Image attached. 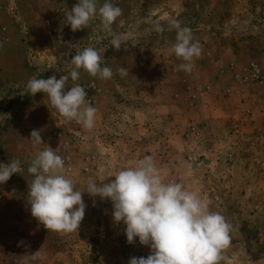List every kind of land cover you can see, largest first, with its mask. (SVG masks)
Segmentation results:
<instances>
[{
	"label": "rangeland",
	"instance_id": "374dc122",
	"mask_svg": "<svg viewBox=\"0 0 264 264\" xmlns=\"http://www.w3.org/2000/svg\"><path fill=\"white\" fill-rule=\"evenodd\" d=\"M77 2L0 0V164L20 161V172L0 184V264H128L150 254L138 238L128 244L110 201L87 193L76 232L47 230L31 216L27 169L48 146L69 155L64 174L82 192L151 155L165 182L183 183L233 224L220 264H264V0H112L123 14L111 33L99 15L73 32L66 13ZM173 20L191 27L202 45L190 73L168 51ZM87 47L114 73L100 79L80 69L79 80L69 77V87L84 86L97 109L91 130L26 87L30 79L68 74ZM252 63L259 79L250 75ZM120 67L129 74L122 77ZM33 129L42 130L44 144L30 140Z\"/></svg>",
	"mask_w": 264,
	"mask_h": 264
},
{
	"label": "clouds",
	"instance_id": "9594fccd",
	"mask_svg": "<svg viewBox=\"0 0 264 264\" xmlns=\"http://www.w3.org/2000/svg\"><path fill=\"white\" fill-rule=\"evenodd\" d=\"M123 10L112 0H78L68 10L66 19L73 32L85 29L99 15L103 29L112 32V24ZM175 29V42L168 49L183 62L179 70L190 73L194 59L202 53V45L194 41L191 27L179 20L171 21ZM156 30L163 32L157 25ZM111 46L119 50L121 39L113 35ZM76 44L67 43L69 48ZM104 57L93 47L77 52L72 58L71 70L57 79L35 78L27 82V89L34 96L44 93L50 104L67 121H75L91 130L96 121L97 109L87 99L86 88L79 83L80 69L92 77L111 79L113 69L103 66ZM119 74L127 76L129 70L120 67ZM68 88L69 90H65ZM42 130L33 129L30 140L35 145L44 144ZM32 175L28 183L27 201L31 216L47 230L72 233L79 230L87 205L82 196L87 193L112 204V219L123 223L128 244L138 238L141 245L150 249L145 258L131 257L128 264H220L223 253L231 246L234 226L220 212L212 211L208 203L197 193L188 190L181 182H165L151 155L135 162L129 161L107 182L90 181L82 192L65 173V160L51 147L39 151L27 169ZM20 172V161L0 164V184L6 183L13 174ZM23 243V242H21Z\"/></svg>",
	"mask_w": 264,
	"mask_h": 264
},
{
	"label": "built area",
	"instance_id": "2783aa9c",
	"mask_svg": "<svg viewBox=\"0 0 264 264\" xmlns=\"http://www.w3.org/2000/svg\"><path fill=\"white\" fill-rule=\"evenodd\" d=\"M249 71H250V75L255 78V79H259L260 78V69L259 67L257 66V64L255 63H252L250 64L249 66ZM55 151L57 152L58 155L62 156L65 160V166L67 169H71V161H70V157L67 153H65L64 151L62 152L59 147L55 149ZM125 151H126V148H123V154L120 155V160L119 162L123 163V165H126L127 161H126V154H125ZM90 159H93V161H97L98 163L100 162H103L104 158L103 156L98 159V156L95 155L94 158H91Z\"/></svg>",
	"mask_w": 264,
	"mask_h": 264
}]
</instances>
